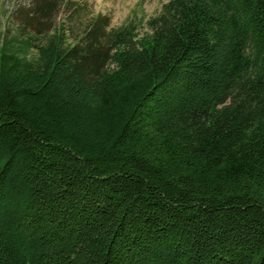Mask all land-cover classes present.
<instances>
[{
    "label": "trees",
    "instance_id": "1",
    "mask_svg": "<svg viewBox=\"0 0 264 264\" xmlns=\"http://www.w3.org/2000/svg\"><path fill=\"white\" fill-rule=\"evenodd\" d=\"M52 10L0 44V264H264V0Z\"/></svg>",
    "mask_w": 264,
    "mask_h": 264
},
{
    "label": "rangeland",
    "instance_id": "2",
    "mask_svg": "<svg viewBox=\"0 0 264 264\" xmlns=\"http://www.w3.org/2000/svg\"><path fill=\"white\" fill-rule=\"evenodd\" d=\"M42 0H0V44L25 20L36 3ZM52 3L50 13L52 28L68 25L78 16L87 21L92 16H104L110 28L128 23L136 25L140 32L148 19L155 16L168 0H46ZM79 19V18H78ZM79 23V22H77ZM76 26H78L76 24ZM47 27V26H46ZM50 30V29H49Z\"/></svg>",
    "mask_w": 264,
    "mask_h": 264
}]
</instances>
